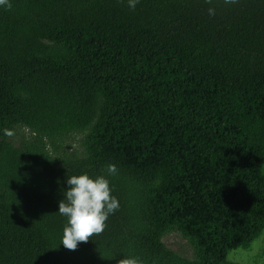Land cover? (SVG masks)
Listing matches in <instances>:
<instances>
[{
	"label": "trees",
	"instance_id": "1",
	"mask_svg": "<svg viewBox=\"0 0 264 264\" xmlns=\"http://www.w3.org/2000/svg\"><path fill=\"white\" fill-rule=\"evenodd\" d=\"M9 2L0 264H227L248 249L264 232V0ZM17 126L32 134L25 150L3 134ZM74 132L88 157L60 166L47 143ZM82 173L105 176L120 207L70 251L58 207ZM173 229L194 260L163 244Z\"/></svg>",
	"mask_w": 264,
	"mask_h": 264
},
{
	"label": "clouds",
	"instance_id": "2",
	"mask_svg": "<svg viewBox=\"0 0 264 264\" xmlns=\"http://www.w3.org/2000/svg\"><path fill=\"white\" fill-rule=\"evenodd\" d=\"M211 4L212 0H205ZM238 0H224L225 4H235ZM139 0H127V6L134 10ZM0 7L11 8L9 0H0ZM210 16L215 15V9L208 8ZM3 134L9 138L15 135L13 129L5 128ZM108 175H116L115 164L106 167ZM68 185L59 201L58 212L66 217L61 242L70 251H75L80 243H87L94 235H100L107 227L109 215L119 210V201L112 195L110 182L105 176L90 177L87 173L69 176ZM117 264H140L135 257L122 258Z\"/></svg>",
	"mask_w": 264,
	"mask_h": 264
},
{
	"label": "rangeland",
	"instance_id": "3",
	"mask_svg": "<svg viewBox=\"0 0 264 264\" xmlns=\"http://www.w3.org/2000/svg\"><path fill=\"white\" fill-rule=\"evenodd\" d=\"M14 131L15 135L6 139L13 146L25 150L32 138L31 132L23 126H17ZM47 148L60 166L67 161L87 159L86 132H74L62 136L47 143ZM161 241L168 249L183 258L189 260L196 258L197 250L194 243L176 229L165 233ZM227 264H264V232L248 249H238L229 253Z\"/></svg>",
	"mask_w": 264,
	"mask_h": 264
}]
</instances>
